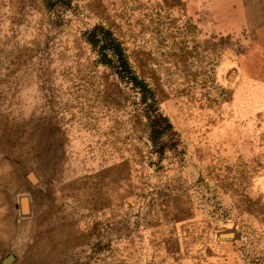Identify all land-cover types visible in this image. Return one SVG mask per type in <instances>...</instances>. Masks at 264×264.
Segmentation results:
<instances>
[{"label":"rangeland","instance_id":"obj_1","mask_svg":"<svg viewBox=\"0 0 264 264\" xmlns=\"http://www.w3.org/2000/svg\"><path fill=\"white\" fill-rule=\"evenodd\" d=\"M264 264V0H0V264Z\"/></svg>","mask_w":264,"mask_h":264},{"label":"water","instance_id":"obj_2","mask_svg":"<svg viewBox=\"0 0 264 264\" xmlns=\"http://www.w3.org/2000/svg\"><path fill=\"white\" fill-rule=\"evenodd\" d=\"M13 260V258L8 259L6 262H4V264H11V261Z\"/></svg>","mask_w":264,"mask_h":264}]
</instances>
